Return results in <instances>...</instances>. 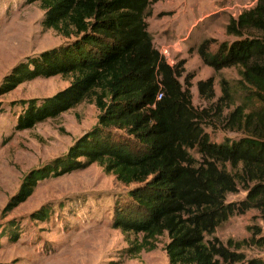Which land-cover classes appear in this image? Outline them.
Masks as SVG:
<instances>
[{
  "label": "trees",
  "instance_id": "obj_1",
  "mask_svg": "<svg viewBox=\"0 0 264 264\" xmlns=\"http://www.w3.org/2000/svg\"><path fill=\"white\" fill-rule=\"evenodd\" d=\"M30 2L45 11V29L72 41L15 67L6 86L55 76L72 82L42 105L29 104L20 128H33L88 100L99 116L97 126L73 144L65 159L26 178L15 205L30 197L43 177L98 164L123 185H135L128 204L115 210L113 222L122 233L141 236L129 249L134 256L154 249L156 240L167 234L170 264L244 262V255L207 238L231 217L250 210L264 221V0L230 20L226 32L236 41L221 44L215 53L206 42L198 50L216 70L237 68L245 94L235 107L223 83L218 102L221 113L229 112L222 125L243 136L221 144L211 142L201 126L202 115L180 82L179 66H170L154 45L146 22L153 0ZM198 88L204 99L215 98L213 80L199 82ZM113 131L126 137L116 138ZM239 188L247 193L245 200L228 203L227 196ZM241 243L238 249L243 244L264 248V236L258 229Z\"/></svg>",
  "mask_w": 264,
  "mask_h": 264
},
{
  "label": "rangeland",
  "instance_id": "obj_2",
  "mask_svg": "<svg viewBox=\"0 0 264 264\" xmlns=\"http://www.w3.org/2000/svg\"><path fill=\"white\" fill-rule=\"evenodd\" d=\"M257 2L153 0L152 13L146 19L156 49L170 66H179L180 82L189 89L193 106L202 115L200 124L216 144L243 136L222 125L229 112L221 113L218 102L223 83H227L235 107L243 103L245 94L237 68L216 70L203 62L198 50L206 42L209 51L215 53L221 44L236 41L227 34V25ZM44 16L39 3L0 0V264H170L167 234L156 240L152 250L135 256L130 252L131 246L141 242V236L124 234L113 227V222L115 210L128 204V192L135 185H123L98 164L43 177L32 195L15 205L32 172L52 168L65 159L73 144L98 123L99 111L88 100L33 128H20V116L29 104L42 105L72 82L71 78L55 76L39 77L15 88L6 86L15 67L72 41L45 29ZM209 79L213 80L215 98L208 101L200 94L198 83ZM113 134L119 139L126 137L123 131ZM192 153L199 158L195 151ZM246 195L239 188L227 196V202H241ZM258 229L264 236V221L257 210H250L231 217L207 239H217L231 253L244 255V262L234 264H248L264 260V248L243 244L238 249L237 245Z\"/></svg>",
  "mask_w": 264,
  "mask_h": 264
},
{
  "label": "built area",
  "instance_id": "obj_3",
  "mask_svg": "<svg viewBox=\"0 0 264 264\" xmlns=\"http://www.w3.org/2000/svg\"><path fill=\"white\" fill-rule=\"evenodd\" d=\"M168 63V62H167ZM169 64V63H168ZM170 65V64H169Z\"/></svg>",
  "mask_w": 264,
  "mask_h": 264
}]
</instances>
